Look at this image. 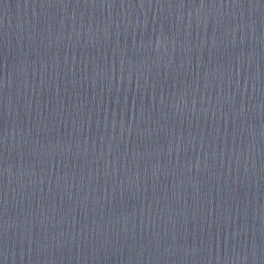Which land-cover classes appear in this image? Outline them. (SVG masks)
Returning <instances> with one entry per match:
<instances>
[{
    "label": "water",
    "instance_id": "water-1",
    "mask_svg": "<svg viewBox=\"0 0 264 264\" xmlns=\"http://www.w3.org/2000/svg\"><path fill=\"white\" fill-rule=\"evenodd\" d=\"M0 264H264V0H0Z\"/></svg>",
    "mask_w": 264,
    "mask_h": 264
}]
</instances>
